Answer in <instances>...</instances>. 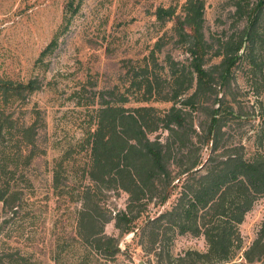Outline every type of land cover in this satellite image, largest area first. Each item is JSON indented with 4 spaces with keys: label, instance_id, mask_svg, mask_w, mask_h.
I'll list each match as a JSON object with an SVG mask.
<instances>
[{
    "label": "trees",
    "instance_id": "obj_1",
    "mask_svg": "<svg viewBox=\"0 0 264 264\" xmlns=\"http://www.w3.org/2000/svg\"><path fill=\"white\" fill-rule=\"evenodd\" d=\"M73 3L67 0L65 5L70 9ZM235 7V14L246 18L244 27L238 35L217 41L205 32V0H186L180 12L158 7L157 19L163 25L173 22L169 31L182 43L186 58L168 53L160 64V37L150 54L126 71L124 90L110 89V98L103 95L98 102L84 143L88 158L81 165L88 183L78 188L82 207L76 213L74 241H81L84 252L73 264H101L100 257L110 260L122 253L120 237L105 230L112 220L122 235L139 233L140 244L158 264H252L264 259V224L244 250V260L236 259L243 249L239 225L264 195V152L246 155L242 145L222 144L226 114L233 106L225 103L226 92L219 96L217 90L229 88L239 61L251 56L261 34L264 0L253 6L237 2ZM57 42L55 37L42 55ZM40 89L36 78L0 77V201L13 213L32 189V165L44 153L39 112L27 116L23 111ZM132 99L172 105L126 106ZM193 109L204 112L207 127L195 125ZM161 131H167L166 138H151ZM64 159L55 162L52 179V187L61 192L69 187L62 179ZM110 191L129 195L125 209L116 212L107 206ZM176 193L170 208L147 216L143 224L137 222L148 205L164 206ZM2 229L0 224V236ZM188 233L203 235L207 249H189L172 258L167 242ZM22 260L6 262L0 257V264Z\"/></svg>",
    "mask_w": 264,
    "mask_h": 264
},
{
    "label": "rangeland",
    "instance_id": "obj_2",
    "mask_svg": "<svg viewBox=\"0 0 264 264\" xmlns=\"http://www.w3.org/2000/svg\"><path fill=\"white\" fill-rule=\"evenodd\" d=\"M66 1L0 0V77L39 80L41 89L28 98L23 111L27 116L39 112V141L44 150L32 165L33 187L24 196L23 206L13 213L0 201V257L6 262L17 257L23 258L21 264L77 262L84 252L81 241H74L76 213L82 207L78 188L88 183L81 165L88 158L84 143L94 122V109L103 95L110 98L108 90H124L126 71L141 63L160 37H164L163 51L157 53L160 64L165 63L168 53L178 60L187 56L182 43L169 31L173 22L163 25L155 14L158 7L169 6L180 12L186 0H74L70 9ZM260 1L205 0L206 35L215 41L238 35L246 18L235 14V4L253 6ZM260 28L251 56L239 61L230 87L225 91L217 87L219 96L226 92L225 103L233 106L226 114L222 144L242 145L246 155L264 152V14ZM55 37L57 45L42 55ZM141 104L172 105L132 99L126 106ZM193 117L196 126L207 127L203 111L193 109ZM158 134L164 139L168 133H154L151 138ZM62 159V179L69 184L63 192L52 187L55 162ZM177 196L164 206L151 203L137 222L143 224L147 216L170 208ZM128 198L126 192L110 191L105 203L117 212L126 208ZM263 224L264 195L257 198L239 225L243 249L236 259L244 260V250L259 236ZM105 230L120 237L122 253L110 260L100 257L101 264H158L140 244L139 233L122 235L115 220L107 223ZM168 242L172 258L189 249H207L203 235H177ZM252 264H264V259Z\"/></svg>",
    "mask_w": 264,
    "mask_h": 264
},
{
    "label": "water",
    "instance_id": "obj_3",
    "mask_svg": "<svg viewBox=\"0 0 264 264\" xmlns=\"http://www.w3.org/2000/svg\"><path fill=\"white\" fill-rule=\"evenodd\" d=\"M141 264H147V263H145V262H141Z\"/></svg>",
    "mask_w": 264,
    "mask_h": 264
}]
</instances>
